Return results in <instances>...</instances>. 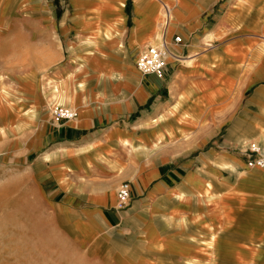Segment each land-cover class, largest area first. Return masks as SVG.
Here are the masks:
<instances>
[{
  "label": "crops",
  "instance_id": "obj_1",
  "mask_svg": "<svg viewBox=\"0 0 264 264\" xmlns=\"http://www.w3.org/2000/svg\"><path fill=\"white\" fill-rule=\"evenodd\" d=\"M124 1L75 0L66 42L78 64L57 66L53 87L78 116L51 127L40 183L81 235L118 243L116 264L258 262L264 167L229 147L264 146V0H130V12ZM163 36L165 76L138 75L130 52Z\"/></svg>",
  "mask_w": 264,
  "mask_h": 264
},
{
  "label": "rangeland",
  "instance_id": "obj_2",
  "mask_svg": "<svg viewBox=\"0 0 264 264\" xmlns=\"http://www.w3.org/2000/svg\"><path fill=\"white\" fill-rule=\"evenodd\" d=\"M124 2L130 12V0ZM76 5L75 0H0V264H116L118 243L105 235H81L51 199L54 185L38 178L47 169L42 156L50 148L51 127L71 119L57 116L56 108L67 104L61 83L53 87L61 81L53 74L59 65L78 64L77 57L69 60L66 42L74 35L68 26ZM143 49H133L131 59L136 62ZM251 142L258 140L229 148L238 153ZM194 153L199 154L184 158ZM254 264H264V257Z\"/></svg>",
  "mask_w": 264,
  "mask_h": 264
},
{
  "label": "built area",
  "instance_id": "obj_3",
  "mask_svg": "<svg viewBox=\"0 0 264 264\" xmlns=\"http://www.w3.org/2000/svg\"><path fill=\"white\" fill-rule=\"evenodd\" d=\"M165 12H168V7H164ZM159 44H150L145 47L136 58V65L139 72L142 75L154 73L158 78H163L167 70V58L172 55L168 42L164 38H161ZM182 37L179 34L173 36L174 43H181ZM56 113L59 118H73L76 115V111L72 108L57 107ZM249 151L248 157L246 159L247 165L249 167H264V147L257 142H251L246 147ZM253 153V155H252ZM255 155V156H254ZM130 183L127 181H122L116 192L117 198V208L125 207L130 201L131 195Z\"/></svg>",
  "mask_w": 264,
  "mask_h": 264
},
{
  "label": "bare ground",
  "instance_id": "obj_4",
  "mask_svg": "<svg viewBox=\"0 0 264 264\" xmlns=\"http://www.w3.org/2000/svg\"><path fill=\"white\" fill-rule=\"evenodd\" d=\"M164 7L166 8V7H168V6L165 5ZM163 9H164V8H163ZM170 13H171V9H170L169 7H168V12H165V9H164V11H163V18H165L164 21H167L165 25H169V23H168V19H169V18H168V15H170ZM166 18H167V19H166ZM156 44H157V43H156ZM156 44H155V45H156ZM190 60H191V59H188V60H186V62H190ZM75 111H76V115H75V117H73L72 119H74V118H76V117L78 116V111H77V110H75Z\"/></svg>",
  "mask_w": 264,
  "mask_h": 264
}]
</instances>
